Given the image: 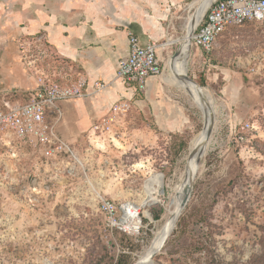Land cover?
<instances>
[{"label": "rangeland", "instance_id": "1", "mask_svg": "<svg viewBox=\"0 0 264 264\" xmlns=\"http://www.w3.org/2000/svg\"><path fill=\"white\" fill-rule=\"evenodd\" d=\"M194 1L176 0L160 20L155 42L165 67L153 90L135 93L110 133L86 132L79 146L73 144L80 163L68 158L29 172L0 151V264L138 262L164 221L190 142L203 126L199 102L163 80ZM139 3L144 12L146 3ZM186 76L212 98L215 126L181 223L153 261L206 264L209 253L245 263L259 253L264 236V27L230 28L209 54L190 48ZM154 176L161 177L163 193L145 203L144 184ZM105 202L114 215L102 210ZM125 205L138 209V233L117 228ZM195 241L205 248L191 250Z\"/></svg>", "mask_w": 264, "mask_h": 264}, {"label": "built area", "instance_id": "2", "mask_svg": "<svg viewBox=\"0 0 264 264\" xmlns=\"http://www.w3.org/2000/svg\"><path fill=\"white\" fill-rule=\"evenodd\" d=\"M249 22L264 27V0H214L191 33L190 48L209 54L228 29ZM46 37L37 33L16 42L20 61L34 80L35 88H15L0 93V151L18 166L26 165L29 172L36 171L39 166L61 165L63 159L77 162L76 146L57 134V125L63 117L60 105L82 99L88 93L86 78L74 73ZM127 38V55L117 59L115 78L142 93L150 79L163 74L161 50L155 41L141 46L132 32H128ZM106 87V83L95 82L92 93ZM129 109L127 101L113 103L108 113L92 124L88 134L110 133ZM129 208L127 205L121 207L123 215L117 218V228L123 233H138L142 219L138 213L130 219ZM102 210L109 215L115 212L109 202L102 204ZM129 224L134 225V232L128 229Z\"/></svg>", "mask_w": 264, "mask_h": 264}, {"label": "crops", "instance_id": "3", "mask_svg": "<svg viewBox=\"0 0 264 264\" xmlns=\"http://www.w3.org/2000/svg\"><path fill=\"white\" fill-rule=\"evenodd\" d=\"M142 1L152 15L149 9L141 11L139 7L144 6L139 0H0V93L35 88L20 61L16 42L43 33L74 73L87 80V96L61 103L63 117L57 125L62 139L80 143L113 103L130 102L138 93L115 78L117 59L127 55L128 32L138 37L141 46L158 40L160 20L176 6V0ZM153 79L146 90H153ZM98 81L107 87L92 93Z\"/></svg>", "mask_w": 264, "mask_h": 264}, {"label": "bare ground", "instance_id": "4", "mask_svg": "<svg viewBox=\"0 0 264 264\" xmlns=\"http://www.w3.org/2000/svg\"><path fill=\"white\" fill-rule=\"evenodd\" d=\"M213 1L214 0H197L189 6L190 8L194 7L195 11L188 17L185 24V35L181 38L182 40L179 41L178 52L166 63L169 74L163 80L175 85L183 91H188L191 98L193 97L199 102V105H201L203 126L200 133H198L190 142L185 162L186 169L182 174L180 183L175 186L173 197L170 200L164 221L160 228L154 233L150 244L144 249L136 264H154V257L159 253L166 239L171 233H173L172 231L174 230L177 221L176 216L180 208L183 206L187 195L190 193L194 179L200 175L201 170H203L202 160L211 144L212 134L208 137L207 130L209 125L212 124L213 132L215 126V105H213V100L206 89H199L200 87L187 82L186 72L190 52L191 33ZM77 162L80 163L79 159H77ZM144 188L149 194L148 198L145 199V203L157 202L158 197L163 193L161 177L154 176L153 178L148 179L145 181ZM137 212L138 209L131 206L129 208L128 217L130 219L135 217ZM128 226V229L134 232V225L129 224Z\"/></svg>", "mask_w": 264, "mask_h": 264}, {"label": "trees", "instance_id": "5", "mask_svg": "<svg viewBox=\"0 0 264 264\" xmlns=\"http://www.w3.org/2000/svg\"><path fill=\"white\" fill-rule=\"evenodd\" d=\"M200 85L202 86V84H200ZM151 214H152V217L155 221H158L160 219L159 213H155L154 211H152ZM181 220H182V218H181V216H179L176 226L180 225ZM191 246H192L191 250H193L195 252L198 251L202 247H203V249L205 248L204 245L202 246L197 241H195L193 244H191ZM209 252H211V251H209ZM116 264H121V261H119ZM127 264H129V263H127ZM206 264H231V263H226V262L218 259L215 255L208 253V258H207ZM239 264H264V236L260 240V251H259V253L256 255H253L247 262L239 263Z\"/></svg>", "mask_w": 264, "mask_h": 264}, {"label": "water", "instance_id": "6", "mask_svg": "<svg viewBox=\"0 0 264 264\" xmlns=\"http://www.w3.org/2000/svg\"><path fill=\"white\" fill-rule=\"evenodd\" d=\"M178 52V50L176 51V53ZM176 53H175V55H176ZM186 78L189 80V81H191V82H193V84L194 85H196V86H198L194 81H192L190 78H188L187 76H186ZM200 87V86H199ZM199 89H202L201 87L199 88ZM212 128H213V126H212V124H210L209 125V127H208V130H207V133H208V137L212 134ZM188 197H189V195H187V197H186V199H185V201H184V203H183V206L180 208V210H179V212H178V214H177V218L180 216V213H181V210H182V208L185 206V204H186V202H187V200H188ZM176 218V219H177Z\"/></svg>", "mask_w": 264, "mask_h": 264}]
</instances>
